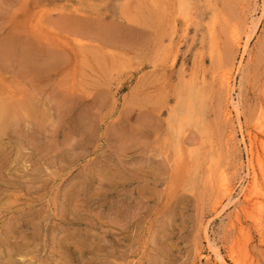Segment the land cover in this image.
I'll return each mask as SVG.
<instances>
[{
    "label": "rangeland",
    "instance_id": "1",
    "mask_svg": "<svg viewBox=\"0 0 264 264\" xmlns=\"http://www.w3.org/2000/svg\"><path fill=\"white\" fill-rule=\"evenodd\" d=\"M0 100V264H264V0H0Z\"/></svg>",
    "mask_w": 264,
    "mask_h": 264
},
{
    "label": "bare ground",
    "instance_id": "2",
    "mask_svg": "<svg viewBox=\"0 0 264 264\" xmlns=\"http://www.w3.org/2000/svg\"><path fill=\"white\" fill-rule=\"evenodd\" d=\"M195 1V0H194ZM181 4V3H180ZM195 4V3H194ZM197 4H195V6H196ZM198 7V6H197ZM196 7V8H197ZM203 12V11H202ZM202 15V14H201ZM203 16V15H202ZM195 18H197V17H195ZM197 20V19H196ZM197 25V24H196ZM212 34V33H211ZM205 36V35H204ZM206 36H208L207 34H206ZM207 39V38H206ZM200 40H202V39H200ZM203 41V40H202ZM234 42L237 44V45H240L241 46V48H242V53L243 52H245V50H246V48L248 47V43H249V37H245V38H242V37H240L239 35H236V36H234ZM238 65H239V63H238ZM181 72V71H180ZM180 72H178V73H180ZM182 73V72H181ZM182 76V75H181ZM221 83L224 85V87L226 88V94L228 95V103H229V105L234 109V110H237V105L235 104V101H234V99H233V97H232V94L234 93V92H236L235 91V84H234V80H233V76L230 74V72H228V71H225V72H223L222 74H221ZM179 78V77H178ZM191 81V80H190ZM190 81H188V82H190ZM179 82H180V80H179ZM202 82V81H201ZM185 84V83H184ZM188 84V83H187ZM184 86V85H183ZM195 86V85H194ZM187 87V86H186ZM185 87V88H186ZM197 87V86H196ZM195 87V88H196ZM178 88V87H177ZM184 88V87H183ZM185 90V89H184ZM198 89H196V92H198L197 91ZM176 91V90H175ZM203 91V90H202ZM201 91V92H202ZM199 93H200V91H199ZM186 94V93H185ZM204 94V93H203ZM186 96H188V93L186 94ZM200 96H201V94H200ZM175 97V96H174ZM184 97V96H183ZM185 98V97H184ZM187 98V97H186ZM203 99V98H202ZM237 99V98H236ZM187 101L188 99H184V101ZM185 101V102H186ZM189 101V100H188ZM187 101V102H188ZM237 101V100H236ZM16 102V101H15ZM203 102V101H202ZM16 104V103H15ZM18 104H19V102H18ZM29 104V103H28ZM179 104H181V103H179ZM186 104V103H185ZM19 105H21V107H23V109H24V106H23V104H19ZM15 106V105H14ZM25 106H27V103H26V105ZM28 107V106H27ZM230 107V108H231ZM29 108V107H28ZM176 108V107H175ZM12 108H10L9 107V105L7 104V103H5L4 101H1L0 100V123L1 122H3V121H5V119L6 118H8V116H9V114H10V110H11ZM26 109V108H25ZM30 109V108H29ZM180 109V108H179ZM14 110V109H13ZM16 110V109H15ZM27 110V109H26ZM168 110V109H167ZM181 111V110H180ZM192 111V110H191ZM24 112V111H23ZM167 112V111H166ZM14 113H15V111H14ZM176 113V112H175ZM174 113V114H175ZM177 114V113H176ZM200 114H202L201 112H200ZM229 114H231V110L229 109V110H227L226 111V113H225V115L226 116H228ZM20 115H22V114H20ZM23 115H24V113H23ZM182 115H183V113H182ZM203 115V114H202ZM258 115V114H257ZM181 116V115H180ZM180 116H178V117H180ZM177 117V118H178ZM264 116L263 115H259L257 118H256V123H255V125H256V127L257 128H261L262 126H263V124H264V122H263V118ZM12 118H13V116H12ZM16 118V117H15ZM200 118H202V117H200ZM171 119V118H170ZM239 117L237 116V121L239 122ZM16 121V120H15ZM14 121V122H15ZM175 121V120H174ZM184 121V120H183ZM186 121V120H185ZM188 121V120H187ZM203 121V120H202ZM181 122V121H180ZM237 122V123H238ZM262 122H263V124H262ZM12 123V122H11ZM172 123V122H171ZM182 123V122H181ZM200 123V122H199ZM7 124V123H6ZM189 124V123H188ZM188 124H186V125H188ZM193 124H196V123H193ZM203 124V123H202ZM170 125V124H169ZM172 125V124H171ZM182 125H183V123H182ZM203 126V125H202ZM239 126V125H238ZM171 127V126H170ZM193 127V126H192ZM0 128H2V126H0ZM8 128V127H7ZM198 128V127H197ZM197 128H196V130H197ZM202 128H205L204 126L202 127ZM200 129V128H199ZM1 130V129H0ZM205 129H203V131H204ZM240 130H241V128H240ZM202 131V132H203ZM170 132V131H169ZM197 132V131H196ZM173 133V132H172ZM172 133H169V134H172ZM177 133H178V131H177ZM176 133V134H177ZM207 133V132H206ZM179 134V133H178ZM199 134H201L200 133V131H199ZM205 134V133H204ZM203 134V135H204ZM202 135V134H201ZM240 135H241V132H240ZM249 135V134H248ZM172 136V135H171ZM177 136V135H176ZM242 137H243V134H242ZM247 138V137H246ZM200 139H201V137H200ZM248 139H250V137L248 138ZM242 140V139H241ZM245 140V139H244ZM172 142V141H171ZM175 143V142H174ZM244 143H245V141H244ZM244 143H243V145H244ZM246 145H248L249 146V149H248V151L250 152V156L252 155L253 156V153L254 152H252V144H251V140H250V143L249 144H246ZM176 148H177V146H176ZM173 149H174V147H173ZM194 152H195V150H194ZM179 153V152H178ZM250 157L249 158V165H247V166H245V169H246V171L248 172V174L250 173L251 174V179H252V181H254V183H255V181H256V178H257V171L255 170V168L253 167V165H252V158L253 157ZM258 158V157H257ZM257 158H256V160H257ZM259 160H262V158L260 159V157L258 158V161ZM256 166H258V168H257V170H259V173L260 172H264V163L263 162H258V165H257V163H256ZM222 173V172H221ZM220 173V174H221ZM258 173V174H259ZM222 175V174H221ZM220 175V176H221ZM262 176H263V173H262ZM264 177V176H263ZM263 177H261V179L263 178ZM250 179V180H251ZM249 180V181H250ZM218 181H219V184L218 185H220V192H221V198H220V200H218L217 202H216V206L218 207V206H222V201H224V200H226V202H229L230 201V203L232 202V201H238L239 199V196H241L242 197V203H243V211L247 214V215H249L248 213H249V210L250 209H253V210H255V212H258V213H261L263 210H264V191L262 190V188L261 187H259V185H260V183H257L258 184V186H254V189L256 190L255 192H254V195H251V191L249 192L248 190L250 189L249 188V186H251L250 184H249V181L246 179V184L245 185H243V184H241V188H240V190L238 191V195L236 196V197H233V192H234V190H233V187L230 185V184H227L226 182H225V180H224V177L223 176H221V181L218 179ZM251 181V182H252ZM258 181V180H257ZM263 181V180H262ZM232 187H230V186ZM262 185V184H261ZM264 188V187H263ZM222 203V204H221ZM233 203V202H232ZM242 203H241V205H242ZM245 203V204H244ZM235 204V203H234ZM237 205V204H236ZM244 205H245V207H244ZM215 206V207H216ZM224 206V205H223ZM226 206V205H225ZM230 206H231V204H230ZM242 207V206H241ZM223 208H225V207H222V208H220V209H222L223 210ZM222 212V211H221ZM251 212V211H250ZM254 212V215L256 214ZM263 214V213H262ZM237 215V214H236ZM245 215V214H244ZM251 215V214H250ZM235 216V215H234ZM258 216V215H257ZM253 217V216H252ZM236 222H237V226H238V229H239V231L241 232L242 230H243V227H241L242 225H241V222L239 221V218L238 217H236L235 219H234ZM233 221V220H232ZM253 222H256L258 225H259V219H258V217H256V218H254L253 217V220H252ZM229 222H230V220H229ZM261 223V222H260ZM231 224V223H230ZM260 226V225H259ZM258 226V227H259ZM205 233H206V231H205ZM207 234V233H206ZM207 236H209V235H207ZM206 238H208V237H206ZM209 241H210V239H208ZM234 247V246H233ZM232 248V246L230 247V249ZM231 251H233V250H231ZM215 253V257H217V258H219L221 261H222V258H221V256H220V253L216 250V251H214ZM224 260V259H223ZM220 263V262H219ZM222 264H224L223 262H222ZM226 264V263H225ZM245 264V263H244Z\"/></svg>",
    "mask_w": 264,
    "mask_h": 264
}]
</instances>
